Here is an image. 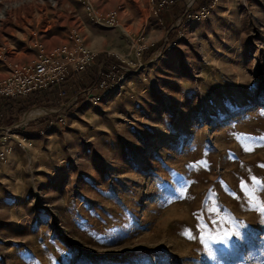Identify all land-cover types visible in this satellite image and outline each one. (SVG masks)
I'll list each match as a JSON object with an SVG mask.
<instances>
[{"label":"rangeland","instance_id":"rangeland-1","mask_svg":"<svg viewBox=\"0 0 264 264\" xmlns=\"http://www.w3.org/2000/svg\"><path fill=\"white\" fill-rule=\"evenodd\" d=\"M183 3L0 0V80L39 45L96 55L0 119V264H264V0Z\"/></svg>","mask_w":264,"mask_h":264},{"label":"built area","instance_id":"built-area-1","mask_svg":"<svg viewBox=\"0 0 264 264\" xmlns=\"http://www.w3.org/2000/svg\"><path fill=\"white\" fill-rule=\"evenodd\" d=\"M155 12H163L173 6L174 0H153ZM110 15H108L109 17ZM112 16V13H111ZM72 36H78L73 32ZM77 42L79 41L76 40ZM38 54L31 61H15L8 65V75L0 80V97L7 99L27 98L30 95L47 91L52 85H63L75 74L90 69L96 55L77 46L59 45L45 51L38 46ZM126 70L114 61H106L98 69L93 88L99 91L98 97L91 95L96 102L108 92L110 87L124 79ZM63 94L64 91H61Z\"/></svg>","mask_w":264,"mask_h":264},{"label":"trees","instance_id":"trees-1","mask_svg":"<svg viewBox=\"0 0 264 264\" xmlns=\"http://www.w3.org/2000/svg\"><path fill=\"white\" fill-rule=\"evenodd\" d=\"M183 1L184 0H174L173 6L171 7V9L174 7V10H175L174 11V16L177 17V16H180V15L183 14V19L185 20V18L191 12V9H186V6L184 5ZM212 1L213 0H194V4L197 3L198 4L197 7H205L206 8V7H208L211 4ZM179 6H180V10H181L180 12L181 13L178 12ZM159 16H161V19H163L162 12L159 13ZM112 60H113V58H112ZM92 74L93 73H91L89 71V69H88V70H86L84 72L76 74V76H74V77L76 78V80H78V81H80L82 83V81H84V80L85 81H88L89 79L93 80L94 76ZM63 85H52L47 91L30 95L27 98L29 100L31 99V101L33 99H35V100L40 99L39 101H37V103H40V102L50 103V102H52V103L56 104L57 101H58V99H57L58 98V94L60 92L61 86H63ZM27 98H25V99H27ZM20 99H22V98L7 99V98H1L0 97V119H1V117L5 116V114L7 112L12 111V107L13 106H12L11 103L14 102V101L20 100ZM23 111H25V108L24 107H20V105H19V112H23Z\"/></svg>","mask_w":264,"mask_h":264},{"label":"bare ground","instance_id":"bare-ground-1","mask_svg":"<svg viewBox=\"0 0 264 264\" xmlns=\"http://www.w3.org/2000/svg\"><path fill=\"white\" fill-rule=\"evenodd\" d=\"M37 115H39V114H37ZM32 118H33L32 115L30 117H27V119H32Z\"/></svg>","mask_w":264,"mask_h":264},{"label":"snow or ice","instance_id":"snow-or-ice-1","mask_svg":"<svg viewBox=\"0 0 264 264\" xmlns=\"http://www.w3.org/2000/svg\"><path fill=\"white\" fill-rule=\"evenodd\" d=\"M226 236H227V234H225V238H226ZM224 240L222 239V240H220L219 242H223Z\"/></svg>","mask_w":264,"mask_h":264},{"label":"crops","instance_id":"crops-1","mask_svg":"<svg viewBox=\"0 0 264 264\" xmlns=\"http://www.w3.org/2000/svg\"><path fill=\"white\" fill-rule=\"evenodd\" d=\"M73 76H74V75H73ZM73 76H72V77H73Z\"/></svg>","mask_w":264,"mask_h":264}]
</instances>
